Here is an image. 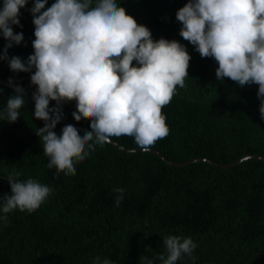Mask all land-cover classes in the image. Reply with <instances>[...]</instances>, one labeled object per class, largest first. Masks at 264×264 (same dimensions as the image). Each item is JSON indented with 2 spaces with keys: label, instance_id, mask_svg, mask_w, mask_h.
I'll use <instances>...</instances> for the list:
<instances>
[{
  "label": "trees",
  "instance_id": "1",
  "mask_svg": "<svg viewBox=\"0 0 264 264\" xmlns=\"http://www.w3.org/2000/svg\"><path fill=\"white\" fill-rule=\"evenodd\" d=\"M53 2L48 0L45 9ZM120 2L151 29L154 39L179 40L191 56L185 86L177 85L170 103L162 107L169 132L150 147L180 162L208 157L226 164L264 155L258 84L217 79L218 62L202 57L180 35L176 12L187 0ZM33 3L28 0L21 8L23 27L13 25L24 40L8 49L9 56L26 60L34 52L35 25L28 10ZM5 44L0 36V54ZM9 77L30 93L36 88L31 72H14L7 60H0V78ZM0 89L3 110L14 88L0 83ZM34 105L25 94L17 121L0 120V197L11 193L6 175L13 171L21 173L17 179L31 177L55 190L32 212L0 213L7 216L0 219V264H91L97 256L114 264H142L145 256L166 255L163 238L168 235L191 236L197 243L193 254L177 264H264L263 158L248 157L230 167L207 161L182 167L153 151H126L105 143L77 160L76 171L57 170L55 164L48 167L49 157L36 134L44 121L34 116ZM74 107L76 97L66 98L62 116L90 128L92 118H77ZM63 124L59 121L55 130ZM112 138L140 147L131 136ZM119 187L125 192L117 207L114 189Z\"/></svg>",
  "mask_w": 264,
  "mask_h": 264
},
{
  "label": "clouds",
  "instance_id": "2",
  "mask_svg": "<svg viewBox=\"0 0 264 264\" xmlns=\"http://www.w3.org/2000/svg\"><path fill=\"white\" fill-rule=\"evenodd\" d=\"M47 3L34 0L28 9L35 25L34 52L24 60L9 56L8 49L24 40L13 25L23 27L19 17L28 0L0 2V36L6 40L0 60H7L14 72H31L36 85L34 116L44 121L36 134L49 157L48 167L55 164L57 170L74 172L77 160L86 159L96 145L111 143L114 136H131L149 151L169 132L162 107L170 103L177 85L185 86L191 59L187 46L163 36L154 39L151 29L138 23L120 0H54L45 9ZM176 18L182 24L180 35L202 57L218 62L217 79L229 77L239 86L258 84L264 119V0H187ZM9 84H15L12 77ZM13 93L0 110V120L9 123L17 121L25 104L22 85L15 84ZM70 97H76L72 111L77 118H92L90 129L81 132L68 120L59 132L55 130L63 102ZM53 100L56 103L50 105ZM20 175L17 171L6 175L11 193L0 197V213L32 212L55 190L31 177L17 179ZM114 191L118 207L125 189ZM163 243L166 255L145 256L142 264H177L197 247L191 236L168 235ZM91 264L114 261L97 256Z\"/></svg>",
  "mask_w": 264,
  "mask_h": 264
},
{
  "label": "water",
  "instance_id": "3",
  "mask_svg": "<svg viewBox=\"0 0 264 264\" xmlns=\"http://www.w3.org/2000/svg\"><path fill=\"white\" fill-rule=\"evenodd\" d=\"M0 83H3V84H5V85H8V86H12L13 88H14V86H15V84H9V81L8 80H5V79H2V78H0ZM24 94H26L28 97H30L32 100H33V98H32V93H30L28 90H26L25 88H24ZM34 101V100H33ZM69 119H67V118H65V117H63V116H61V120L60 121H62L63 123H65L66 121H68ZM77 124V123H76ZM78 125V127L80 128V130H82V131H84L85 129H90L89 127H86V126H83V125H80V124H77ZM111 140H112V144H114L115 146H117V147H119V148H121V149H123V150H126V151H141L142 150V148L141 147H129V146H126V145H124V144H122V143H120L119 141H117V140H115V139H113V138H111ZM149 151H153V152H155L156 154H158L165 162H167L168 164H170V165H174V166H187V165H190V164H192V163H194V162H197V161H207V162H209V163H211V164H213V165H216V166H222V167H230V166H232V165H235V164H237L238 162H240V161H242L243 159H245V158H248V157H260V158H263L264 159V155H260V154H250V155H247L246 157H244V158H241V159H239V160H237V161H235V162H232V163H226V164H224V163H219V162H217V161H215V160H213V159H211V158H208V157H193V158H191V159H189V160H186V161H182V162H180V161H174V160H172V159H170V158H168L167 156H165L160 150H158V149H156V148H154V147H150V150Z\"/></svg>",
  "mask_w": 264,
  "mask_h": 264
},
{
  "label": "bare ground",
  "instance_id": "4",
  "mask_svg": "<svg viewBox=\"0 0 264 264\" xmlns=\"http://www.w3.org/2000/svg\"><path fill=\"white\" fill-rule=\"evenodd\" d=\"M28 158V157H27ZM36 158V157H35ZM263 203V202H262ZM254 206V205H253ZM235 227V226H234Z\"/></svg>",
  "mask_w": 264,
  "mask_h": 264
}]
</instances>
